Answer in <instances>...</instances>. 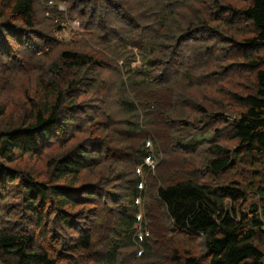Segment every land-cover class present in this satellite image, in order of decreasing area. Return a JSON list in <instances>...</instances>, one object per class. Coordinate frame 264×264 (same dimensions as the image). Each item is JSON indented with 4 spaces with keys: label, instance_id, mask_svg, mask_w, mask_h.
Listing matches in <instances>:
<instances>
[{
    "label": "trees",
    "instance_id": "1",
    "mask_svg": "<svg viewBox=\"0 0 264 264\" xmlns=\"http://www.w3.org/2000/svg\"><path fill=\"white\" fill-rule=\"evenodd\" d=\"M48 1L110 57L49 58L35 0H0V64L41 74L21 119L0 105L20 122L0 131V264H264V0ZM26 154L41 175L10 165Z\"/></svg>",
    "mask_w": 264,
    "mask_h": 264
},
{
    "label": "rangeland",
    "instance_id": "2",
    "mask_svg": "<svg viewBox=\"0 0 264 264\" xmlns=\"http://www.w3.org/2000/svg\"><path fill=\"white\" fill-rule=\"evenodd\" d=\"M121 1H127L130 3V5H135L137 4V0H121ZM198 0H194L193 2H196ZM230 1V0H226ZM48 0H35V8H36V13H37V28L41 31L43 29L44 31H47L49 33V38L50 41L52 39V42H55L57 46L55 45L54 48H51L49 50L50 55L49 58L53 57L56 59V57L63 51V50H68V49H73V50H80V51H85L87 53H92L93 55L98 56L100 58L103 56L107 59L110 57V51L105 48L106 52L109 54H103V49L100 42H98L94 37H92V34H86L84 31L81 29H78L79 27V18H72L69 15L66 16L65 22L62 24H50L47 22V15L48 13ZM223 3V0H221ZM5 2L3 1V4ZM53 5H56V3H53ZM178 5V4H177ZM61 11L65 12L67 11V6L66 3L59 2L56 5ZM4 8V7H2ZM82 8L78 6V10L80 11ZM170 9L175 10L177 9V6H173ZM203 10V9H202ZM202 10H200L198 13L191 14L189 17H193L195 15H198L199 13L204 15L202 13ZM1 11V10H0ZM8 11V10H7ZM187 11V9L185 10ZM136 13H142V9L139 11H133ZM182 10L179 12L181 13ZM211 15V14H209ZM112 12L111 16L109 17L112 20ZM205 16V15H204ZM208 18L211 19V22H214V19L212 16H208ZM49 18H52L49 16ZM142 19V17H141ZM6 23H9V26H14L17 28L24 29L23 24L18 21L16 17H14L12 14L8 16V18L5 21ZM150 22V21H146ZM172 26H179L182 23H186V21H181L177 20L176 18L172 17V19L169 22ZM114 25L122 26L120 22L113 23ZM61 26V27H59ZM23 30H21L22 32ZM43 31V32H44ZM82 34H85V36L81 37ZM95 34H98L95 33ZM33 38H36V42L40 44L39 38L36 36H32ZM28 41L30 40L29 38H26ZM49 42V41H48ZM50 43V42H49ZM49 44L47 43L46 46ZM18 46V43L15 42V48ZM0 47H2L4 50H6L8 53H14L13 49L9 46V43L4 40L2 33L0 31ZM49 47V46H48ZM22 51H26L27 46L26 44L21 46L20 48ZM34 50V48H33ZM25 53V52H24ZM46 53V52H44ZM42 54V53H41ZM41 54H36L34 51L31 54V56H35L36 58H39ZM26 55V54H25ZM90 72H93L94 70L89 68L87 69ZM86 74V73H84ZM113 72L104 69L103 76L101 78L106 79L111 81L113 79ZM39 77H41V74L39 71L35 68L34 66V61L30 60L29 61V66L26 67L25 69V60H24V55H21V57L14 62H9L7 64H0V105L2 108H13V109H18L19 111V116L20 119L22 118L21 116L26 114V107L22 106L19 102L20 97L24 96L27 92L32 93L34 92L37 88L39 89L41 86L39 85ZM12 99V100H11ZM13 101V102H11ZM88 114L91 115V111L87 108ZM86 112L83 109V111L76 115L75 118L79 121H83L85 118ZM8 118L5 117L4 119L0 120V131L12 126H15L16 124L20 123L17 122L16 124H11ZM73 131L72 129H70ZM53 142L48 143L46 145V148L43 150V148L38 147L36 151L40 153V155L47 159L49 155L52 153V151L55 149V145L58 144L60 140H52ZM78 139L75 140V144H78ZM152 144V143H151ZM12 167H15L17 169H26V171L31 170L35 174L38 173V176L41 175V171L38 170L42 166V161L35 156V154H26V155H19L18 159L10 164ZM35 170V171H33ZM144 184V182H142Z\"/></svg>",
    "mask_w": 264,
    "mask_h": 264
},
{
    "label": "built area",
    "instance_id": "3",
    "mask_svg": "<svg viewBox=\"0 0 264 264\" xmlns=\"http://www.w3.org/2000/svg\"><path fill=\"white\" fill-rule=\"evenodd\" d=\"M150 144V143H149ZM145 164L151 168V170H155L158 166V160L154 157V156H148L145 160ZM138 172H142V167H139L138 168ZM144 186L143 184L141 183L140 184V188L142 189ZM137 203H141V198H138ZM138 218H141L140 214L138 215ZM141 235V238L143 236L142 232L140 233Z\"/></svg>",
    "mask_w": 264,
    "mask_h": 264
},
{
    "label": "clouds",
    "instance_id": "4",
    "mask_svg": "<svg viewBox=\"0 0 264 264\" xmlns=\"http://www.w3.org/2000/svg\"><path fill=\"white\" fill-rule=\"evenodd\" d=\"M149 156H151V155H149Z\"/></svg>",
    "mask_w": 264,
    "mask_h": 264
}]
</instances>
